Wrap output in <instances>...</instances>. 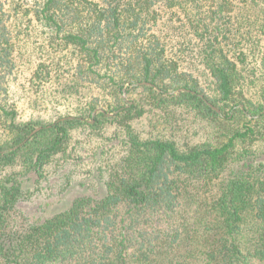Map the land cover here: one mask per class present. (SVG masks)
<instances>
[{
	"label": "trees",
	"instance_id": "obj_1",
	"mask_svg": "<svg viewBox=\"0 0 264 264\" xmlns=\"http://www.w3.org/2000/svg\"><path fill=\"white\" fill-rule=\"evenodd\" d=\"M238 4L260 17L241 24ZM21 27L52 47L29 87L71 112L19 118ZM171 108L211 138L180 148L132 127ZM81 126L120 129L119 163L17 218ZM0 172V264H264V0H0Z\"/></svg>",
	"mask_w": 264,
	"mask_h": 264
},
{
	"label": "rangeland",
	"instance_id": "obj_2",
	"mask_svg": "<svg viewBox=\"0 0 264 264\" xmlns=\"http://www.w3.org/2000/svg\"><path fill=\"white\" fill-rule=\"evenodd\" d=\"M238 5L240 9H237L233 18L241 24L245 18L252 23L256 17H260L258 8H243L242 4ZM14 33L17 37L15 69L7 87L8 98L14 103L19 118L53 119L71 112L67 104H57V97L51 87L37 92L28 85L33 65L38 58L46 57L45 55L52 49L46 44L44 31L39 28L26 30L21 27ZM134 97L132 93L122 95L125 103H131ZM89 123H92V120H89ZM132 127L141 138L172 139L180 148L186 144H196L209 139L214 132L211 124L196 118L192 113L172 108L166 111L150 110L142 118L134 120ZM124 151L123 134L114 126L105 127L100 131H93L87 126L75 129L71 134L66 155L56 158L46 168V182L38 191L30 194L27 201L19 204L17 218L18 216L23 218V215L25 217L39 215L42 204L57 202L56 199L64 194L62 189L73 191L77 181L85 182L87 185L90 182L91 185L97 174L107 176L111 168L119 163Z\"/></svg>",
	"mask_w": 264,
	"mask_h": 264
},
{
	"label": "water",
	"instance_id": "obj_3",
	"mask_svg": "<svg viewBox=\"0 0 264 264\" xmlns=\"http://www.w3.org/2000/svg\"><path fill=\"white\" fill-rule=\"evenodd\" d=\"M205 103H206L211 109H213L215 112L218 113V110H217L216 108H214L211 104H209L207 101H205ZM98 111H101V110H100V109H96V110L94 111V113H96V112H98ZM38 130H39V128L35 129V131H38Z\"/></svg>",
	"mask_w": 264,
	"mask_h": 264
}]
</instances>
